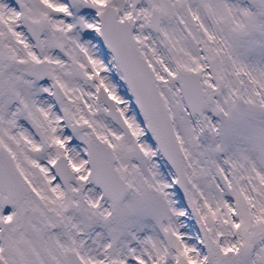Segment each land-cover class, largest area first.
Returning <instances> with one entry per match:
<instances>
[{
  "label": "snow or ice",
  "instance_id": "snow-or-ice-1",
  "mask_svg": "<svg viewBox=\"0 0 264 264\" xmlns=\"http://www.w3.org/2000/svg\"><path fill=\"white\" fill-rule=\"evenodd\" d=\"M0 264H264V0H0Z\"/></svg>",
  "mask_w": 264,
  "mask_h": 264
}]
</instances>
